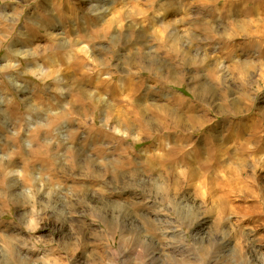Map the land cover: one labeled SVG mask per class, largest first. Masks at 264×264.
Segmentation results:
<instances>
[{
    "label": "clouds",
    "instance_id": "9594fccd",
    "mask_svg": "<svg viewBox=\"0 0 264 264\" xmlns=\"http://www.w3.org/2000/svg\"><path fill=\"white\" fill-rule=\"evenodd\" d=\"M0 264H264V0H0Z\"/></svg>",
    "mask_w": 264,
    "mask_h": 264
}]
</instances>
